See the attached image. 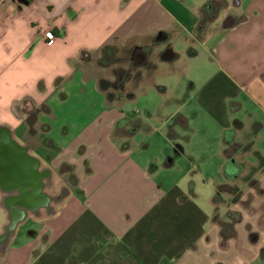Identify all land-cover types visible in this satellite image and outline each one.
<instances>
[{
  "label": "crops",
  "instance_id": "obj_1",
  "mask_svg": "<svg viewBox=\"0 0 264 264\" xmlns=\"http://www.w3.org/2000/svg\"><path fill=\"white\" fill-rule=\"evenodd\" d=\"M175 39L182 50L174 48ZM121 43L148 52V66L131 70L139 77L122 83H133L132 97L98 94L93 82L83 89V56ZM155 45L166 46L160 65L151 60ZM199 60L203 72L209 69L199 87L202 109L232 120L224 124L219 151L222 176L206 199L193 180L189 188L168 189L155 179L151 160L132 158L136 132L128 130L133 120L122 110V97L166 95L158 73L189 70ZM26 103L38 110L35 128L45 144L28 139L27 114L15 110ZM44 105L51 111H40ZM182 111L167 119L172 144L160 161L166 169L185 155L175 144L178 125L188 119ZM0 130L48 177L71 165L77 180L56 198L62 201L56 211H49L48 186L35 208L17 204L19 219L0 246V264H251L264 248V201L258 204L264 195V0H0ZM40 148L43 154H33ZM232 186L241 188L239 197ZM7 198L1 200L9 228ZM32 214L42 216V228L16 240Z\"/></svg>",
  "mask_w": 264,
  "mask_h": 264
},
{
  "label": "rangeland",
  "instance_id": "obj_2",
  "mask_svg": "<svg viewBox=\"0 0 264 264\" xmlns=\"http://www.w3.org/2000/svg\"><path fill=\"white\" fill-rule=\"evenodd\" d=\"M172 42L176 50H182L180 41L175 39ZM132 47L133 45L127 43L118 44L114 47L116 51L114 50V53H109L105 58L103 57L102 51L84 55L80 63V77L82 78V85H84L83 89L85 85L93 82L98 94L102 91L106 93V96L118 97L122 92L126 95L128 92H131L133 87L132 82L126 85L123 84L125 89L122 91L118 90L115 86L119 78V74H117L118 69L126 72V74H122L124 76L130 72V81H132V77L137 79L140 75V71L133 72L130 70ZM151 49H153L151 56L152 63L155 65L162 64L161 56L166 46L160 47L155 45ZM110 55L114 56L110 58L108 57ZM204 63V60L203 64L199 60V62L197 61L192 64L189 70L181 69L180 71L179 69L173 75L158 73L155 76V81L158 85H167L168 92L166 95L156 92L155 94L153 92L151 94H142L141 96L136 94L134 100H128L126 97H122V110L127 117L133 120L128 130L131 133L136 132L134 137L130 139L131 142H129L134 147L132 150L133 154L131 155L132 158L141 164L151 160L157 166L155 179L157 181L167 182L166 187L168 189L172 186L189 188V181L193 180L194 191L206 199L214 194L216 183L222 176L221 166L223 161L219 151L221 150L224 137V124H231L232 120H230L231 117L229 116L221 119L215 118L202 109L199 101L202 89L200 90L199 87L204 81L203 75L209 74V69L207 68L205 69L206 72L202 71L201 67H205ZM179 74H182V77L178 76ZM193 83L196 85L194 86ZM186 98H189L187 102L185 101ZM26 104L23 108L22 105H17L15 110L18 116H23V111L27 114L26 116L31 127L28 139L34 145L45 144L46 139H40L38 135L39 131L35 128L39 122L37 117L38 110L34 105ZM180 108L183 110L182 114L188 119L184 126L182 122V124L178 125L177 132L181 138L175 144L179 143L184 147L185 155L177 160L175 166L166 169L160 166L162 164L160 161H165L163 151L166 146H171L172 144L171 141L167 139L168 142L166 140V133L168 131L167 119ZM40 111L50 112L51 110H49L47 105H44ZM43 126L46 127L47 125ZM21 131V129L16 131V137L20 143L24 142L23 137H21ZM262 145H264V141ZM33 154H43V148L34 151ZM75 185H77V180L74 166H62L61 168L52 169L51 179L46 190L50 196L54 197L53 200L55 199L50 204V212L56 211L58 205L62 203V201L59 203L56 198L59 197L61 199L64 197ZM229 190L231 194L236 195L235 197L240 196L241 188L238 186H232ZM229 190L227 191L229 192ZM224 193L226 192L224 191ZM221 201L218 200L222 204L224 201ZM263 201L264 195L258 199V204ZM251 214H256L255 207L252 208ZM44 215L47 216L46 213ZM40 217H36L33 214L29 215V218L19 226L16 240L22 242L28 238L29 231L41 229L43 225L37 219H41ZM8 223V211L2 206V200L0 199V235L5 234L8 229ZM5 242V240L1 242L0 246ZM191 260L194 259H190L187 264H194V261L191 262ZM139 264H144V262L140 261ZM161 264L170 263L162 261ZM251 264H264V248L259 257L254 258Z\"/></svg>",
  "mask_w": 264,
  "mask_h": 264
},
{
  "label": "flooded vegetation",
  "instance_id": "obj_3",
  "mask_svg": "<svg viewBox=\"0 0 264 264\" xmlns=\"http://www.w3.org/2000/svg\"><path fill=\"white\" fill-rule=\"evenodd\" d=\"M8 141L7 134L0 130V150L6 153L11 150ZM13 152L15 154L8 155L7 164L5 163L8 167L6 171L9 173L7 175L0 174V199L4 196L8 197L5 204L12 213L13 221H18L17 204L28 208H35L40 204L41 189L47 188V182L51 176L49 174L48 177L45 171L41 172L37 162L32 157L28 156L30 159H24L21 152ZM7 201L8 203H6ZM50 201H55V199L51 198ZM14 211L16 212L15 215H13ZM3 241L4 238L1 236L0 243Z\"/></svg>",
  "mask_w": 264,
  "mask_h": 264
},
{
  "label": "trees",
  "instance_id": "obj_4",
  "mask_svg": "<svg viewBox=\"0 0 264 264\" xmlns=\"http://www.w3.org/2000/svg\"><path fill=\"white\" fill-rule=\"evenodd\" d=\"M163 37V33L158 34V36L155 38V41H160ZM114 50L116 51V49H114V47H105L102 52H103V57L105 58L106 55H108L109 53H114ZM83 55V54H82ZM114 55H110L108 57L112 58ZM84 57V56H83ZM130 62H131V67L130 70H134L136 67L138 66H143V67H147L148 66V52L147 50L140 48V47H135L132 52H131V57H130ZM119 71L117 72V74H119V78H118V82L116 83L117 89L119 90H123L122 87V83L124 81H127L130 77L129 72L127 73L126 76L122 75L123 73L126 74V72H122L120 69H118ZM121 84V86H119ZM127 97H132V94H127Z\"/></svg>",
  "mask_w": 264,
  "mask_h": 264
},
{
  "label": "water",
  "instance_id": "obj_5",
  "mask_svg": "<svg viewBox=\"0 0 264 264\" xmlns=\"http://www.w3.org/2000/svg\"><path fill=\"white\" fill-rule=\"evenodd\" d=\"M170 57H171V54L169 52L165 54V58H170ZM8 143H9V147H11L10 148L11 150L8 153L0 150V167H1L0 174H3V175H5V174L7 175L9 173V171H6V170H8V167L5 165V163L8 160V155H10V154L14 155L15 154L13 151L21 152L22 153L21 155L24 159H30L29 157L26 156L25 149H22V148L19 149V146L15 142L11 141L10 139H9ZM0 238H1V236H0Z\"/></svg>",
  "mask_w": 264,
  "mask_h": 264
},
{
  "label": "bare ground",
  "instance_id": "obj_6",
  "mask_svg": "<svg viewBox=\"0 0 264 264\" xmlns=\"http://www.w3.org/2000/svg\"><path fill=\"white\" fill-rule=\"evenodd\" d=\"M6 203H8V201H7ZM15 213H16V212L14 211L13 215H15ZM14 226H15V221H14V223H13L11 226H9V228H8V232H7L5 235L2 236V237L4 238V240H6V239H7V235H8L9 233H11V231H13Z\"/></svg>",
  "mask_w": 264,
  "mask_h": 264
}]
</instances>
